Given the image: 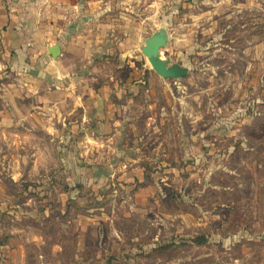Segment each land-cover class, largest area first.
Wrapping results in <instances>:
<instances>
[{
  "label": "rangeland",
  "instance_id": "obj_1",
  "mask_svg": "<svg viewBox=\"0 0 264 264\" xmlns=\"http://www.w3.org/2000/svg\"><path fill=\"white\" fill-rule=\"evenodd\" d=\"M150 15L90 68L0 30V264H264V0ZM163 28L187 78L142 51Z\"/></svg>",
  "mask_w": 264,
  "mask_h": 264
},
{
  "label": "crops",
  "instance_id": "obj_2",
  "mask_svg": "<svg viewBox=\"0 0 264 264\" xmlns=\"http://www.w3.org/2000/svg\"><path fill=\"white\" fill-rule=\"evenodd\" d=\"M166 3L169 0H0V30L12 40L6 50L19 53L21 66L28 59L51 60L49 50L58 44V61L67 56L68 65L90 68L116 51V21L135 19L140 12L151 17L155 4ZM95 107H101L102 114L104 101Z\"/></svg>",
  "mask_w": 264,
  "mask_h": 264
},
{
  "label": "water",
  "instance_id": "obj_3",
  "mask_svg": "<svg viewBox=\"0 0 264 264\" xmlns=\"http://www.w3.org/2000/svg\"><path fill=\"white\" fill-rule=\"evenodd\" d=\"M169 34L166 29H161L152 37L145 41L142 47L144 55L147 57L151 67L165 80H180L189 76V69L180 64H172L170 60H164L162 50L169 44ZM50 55L57 59L60 54V47L53 46L49 50Z\"/></svg>",
  "mask_w": 264,
  "mask_h": 264
}]
</instances>
